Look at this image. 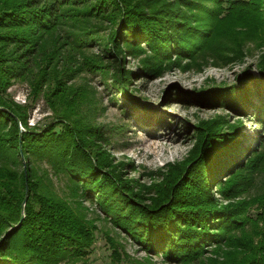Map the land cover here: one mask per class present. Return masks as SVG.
<instances>
[{
    "label": "trees",
    "instance_id": "16d2710c",
    "mask_svg": "<svg viewBox=\"0 0 264 264\" xmlns=\"http://www.w3.org/2000/svg\"><path fill=\"white\" fill-rule=\"evenodd\" d=\"M263 8L264 0H0V264H89L96 226L85 201L169 263L207 264L212 254L213 264H264V193L248 196L264 172V52L258 77L244 70L237 86L196 94L208 109L235 114L256 99L255 142L243 147L240 119L200 120L187 157L148 172L149 184L125 178L101 127L80 116L85 91L72 95L56 68L63 36L76 50L94 44L100 51L85 57L89 68L111 76L131 110L148 111L129 90L133 78L156 79L203 56L211 57L203 67L242 60L248 44L264 47ZM127 58L137 59V70L125 68ZM20 80L32 98L44 94L52 117L41 127L28 125V105L4 97ZM49 174L66 182L68 197L52 189Z\"/></svg>",
    "mask_w": 264,
    "mask_h": 264
},
{
    "label": "rangeland",
    "instance_id": "374dc122",
    "mask_svg": "<svg viewBox=\"0 0 264 264\" xmlns=\"http://www.w3.org/2000/svg\"><path fill=\"white\" fill-rule=\"evenodd\" d=\"M227 5L228 3L225 4ZM106 33L107 31L104 34ZM56 47L58 78L65 79L72 89L70 92L72 95L78 90L85 91L86 101L82 103L80 116L94 126L101 127L103 139L106 140H101L102 145L111 152L113 162L126 164L122 168L125 178L137 179L140 183L149 184L151 177L148 172L165 170L168 164L183 161L196 142V126L200 120L214 119L219 115L233 125L237 119H240L242 133L247 136V140L245 137L244 139L240 137L243 139V147L251 140L255 142L259 132L261 133V125L251 106L258 104L256 99H250L252 103L246 105V112L235 114L221 106L208 109L198 103L200 98L196 94L203 89H213L217 86H237V77L241 76L244 70L258 77L256 62L259 60V55L264 52V47L253 49V45L248 44L250 52H246L242 60L232 63L220 60L219 65L203 67L202 61L205 58L211 59L203 56L196 58L186 69L172 68L156 79L149 80L141 76L133 78L129 90L141 100L139 102L143 107L149 108L148 111L139 109L140 104H136L138 109L131 110L132 108H129L131 102H123L124 98L117 92L118 86L113 84L111 76H105L100 70L89 68L94 64H86L85 57H95L100 47L93 44L85 50H76L67 39H64V36ZM125 61L126 69L137 70V59L127 58ZM51 85L55 86V77ZM32 96L28 82L21 80L14 81L4 94V97L13 100L15 104L28 105V125L35 124L41 127L50 121L52 113L42 97L43 92L36 98ZM148 113L152 116L146 118L145 115ZM261 113L264 115V110ZM49 175L52 189L59 195L68 197L66 182ZM218 176L219 174H216L214 177ZM253 181L248 196L262 195L264 172L257 173ZM210 188L214 193L215 186L211 184ZM83 206L86 208L87 219L92 220L93 225L96 226L95 242L87 253L89 264H175L167 262L159 254H147L139 245L131 241L129 236L113 226L94 201H85ZM251 212L254 215L255 209ZM108 238L113 241L120 253L119 261L112 259L113 248ZM206 258H209L207 264H213V260L216 259L212 254L205 255L204 259ZM74 264L82 263L79 261Z\"/></svg>",
    "mask_w": 264,
    "mask_h": 264
},
{
    "label": "water",
    "instance_id": "95a60500",
    "mask_svg": "<svg viewBox=\"0 0 264 264\" xmlns=\"http://www.w3.org/2000/svg\"><path fill=\"white\" fill-rule=\"evenodd\" d=\"M3 111L7 112L5 109H3ZM17 122H18V125L20 126L19 121H17ZM26 199H27V196L24 197V201H23L22 208L24 207V203L26 202ZM23 217H24V216L22 215V218H23Z\"/></svg>",
    "mask_w": 264,
    "mask_h": 264
}]
</instances>
